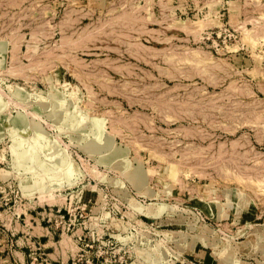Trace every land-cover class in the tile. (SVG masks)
Wrapping results in <instances>:
<instances>
[{"label": "rangeland", "instance_id": "rangeland-1", "mask_svg": "<svg viewBox=\"0 0 264 264\" xmlns=\"http://www.w3.org/2000/svg\"><path fill=\"white\" fill-rule=\"evenodd\" d=\"M42 209L26 264H264V0H0V236Z\"/></svg>", "mask_w": 264, "mask_h": 264}, {"label": "crops", "instance_id": "crops-1", "mask_svg": "<svg viewBox=\"0 0 264 264\" xmlns=\"http://www.w3.org/2000/svg\"><path fill=\"white\" fill-rule=\"evenodd\" d=\"M33 196L38 201H52L48 194L42 195L39 191H36ZM42 210L20 211L18 219L12 217L9 221L4 220L5 228L9 232H4L0 236V264H26V249L24 246H17L22 243L25 234L39 242L45 254L52 257L58 256V249L54 243V230L44 218L47 217V212Z\"/></svg>", "mask_w": 264, "mask_h": 264}]
</instances>
